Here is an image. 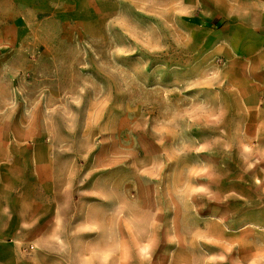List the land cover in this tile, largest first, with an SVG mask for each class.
Wrapping results in <instances>:
<instances>
[{
  "label": "rangeland",
  "instance_id": "obj_1",
  "mask_svg": "<svg viewBox=\"0 0 264 264\" xmlns=\"http://www.w3.org/2000/svg\"><path fill=\"white\" fill-rule=\"evenodd\" d=\"M238 1L0 0V264H264Z\"/></svg>",
  "mask_w": 264,
  "mask_h": 264
},
{
  "label": "crops",
  "instance_id": "obj_2",
  "mask_svg": "<svg viewBox=\"0 0 264 264\" xmlns=\"http://www.w3.org/2000/svg\"><path fill=\"white\" fill-rule=\"evenodd\" d=\"M228 9L229 11L223 14L226 19L233 20V24L252 23L258 25V59L262 60L261 58H264V0H240L234 2ZM259 108L258 106V119L264 120V108L261 107L260 111ZM261 151H264V149H261ZM262 161L264 160H261V164L258 165V174L260 168L261 178L264 175V163Z\"/></svg>",
  "mask_w": 264,
  "mask_h": 264
}]
</instances>
